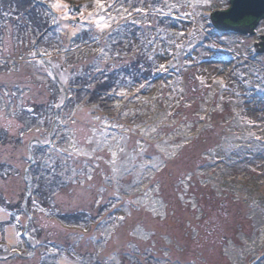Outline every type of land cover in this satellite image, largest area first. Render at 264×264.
Listing matches in <instances>:
<instances>
[{"label": "rangeland", "instance_id": "rangeland-1", "mask_svg": "<svg viewBox=\"0 0 264 264\" xmlns=\"http://www.w3.org/2000/svg\"><path fill=\"white\" fill-rule=\"evenodd\" d=\"M33 2L41 33L0 14V264H264V52L211 23L228 0ZM119 66L112 114L69 94Z\"/></svg>", "mask_w": 264, "mask_h": 264}, {"label": "trees", "instance_id": "trees-1", "mask_svg": "<svg viewBox=\"0 0 264 264\" xmlns=\"http://www.w3.org/2000/svg\"><path fill=\"white\" fill-rule=\"evenodd\" d=\"M43 7H45L44 4L40 7L33 0H0V14H6V16L10 14L16 15V19H22L27 25L33 23V26H31L33 31L39 33L50 26L49 19H46V14L41 11ZM44 44L47 45V41L44 37H41L37 41V46H45ZM73 56L72 58L77 57L75 55ZM122 67L125 66H119L118 68L112 67L99 74L93 73L94 71L88 67L72 72L73 74H71L72 76L68 87L69 94L75 98L84 100V104L88 106L100 108L105 114H112L115 111L112 93L122 84L126 73L131 71L126 70V67V69ZM25 114L29 117L28 112H25ZM6 139V132L0 130V144L4 143ZM1 168L2 165H0ZM42 169L41 166L35 174V177L33 176L32 199L38 204L40 209H48L53 193L61 187L62 178L58 173L51 172L50 169H46L45 172ZM58 216V219L65 223L79 224L86 221V214L82 212L66 215L61 214ZM4 225H6V222H0V231H2Z\"/></svg>", "mask_w": 264, "mask_h": 264}, {"label": "water", "instance_id": "water-1", "mask_svg": "<svg viewBox=\"0 0 264 264\" xmlns=\"http://www.w3.org/2000/svg\"><path fill=\"white\" fill-rule=\"evenodd\" d=\"M229 7L226 10H214L210 14L211 23L215 28L224 30L232 27L235 31L240 33L250 32V27H236L244 18H252L257 21L260 18H264V0H228ZM39 3V2H38ZM254 25V22H252ZM53 26V25H52ZM36 45V44H35ZM261 50H264V46ZM48 64V63H47ZM49 65V64H48ZM51 72L53 70L50 67ZM28 196V192L25 193V199Z\"/></svg>", "mask_w": 264, "mask_h": 264}, {"label": "flooded vegetation", "instance_id": "flooded-vegetation-1", "mask_svg": "<svg viewBox=\"0 0 264 264\" xmlns=\"http://www.w3.org/2000/svg\"><path fill=\"white\" fill-rule=\"evenodd\" d=\"M229 2V1H228ZM228 8V7H227ZM227 8H222V9H216V10H226ZM264 20V18H260L257 21L253 20L252 18H244L243 20H241L239 23H237L236 27H246L249 26L250 27V32H246V33H240L235 31L232 27L225 29V31H229V32H234V33H240L243 34L244 36L250 38V37H255L252 42L251 45L254 49V51L257 52H264V50H261L262 47L264 46V32L263 33H257L255 30L257 28V25L259 23H261ZM252 22H254V25H252Z\"/></svg>", "mask_w": 264, "mask_h": 264}, {"label": "snow or ice", "instance_id": "snow-or-ice-1", "mask_svg": "<svg viewBox=\"0 0 264 264\" xmlns=\"http://www.w3.org/2000/svg\"><path fill=\"white\" fill-rule=\"evenodd\" d=\"M97 3L99 4V0H97ZM101 7H103V5H100ZM52 7L54 8V10L56 11H59L60 10V0H55V2L52 4ZM88 16H92L93 13L92 12H88L87 14ZM83 16V14H82ZM65 18H68L66 13H65ZM98 20H103V17H98ZM93 23H97V21H93ZM97 27L100 29V30H104L106 28H109L111 27V23L110 22H104V23H97ZM221 86L224 85V81L223 80H220L218 82Z\"/></svg>", "mask_w": 264, "mask_h": 264}]
</instances>
